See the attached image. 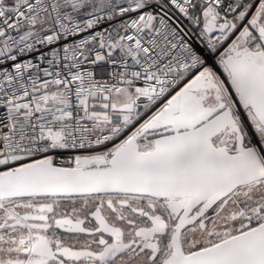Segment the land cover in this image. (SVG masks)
I'll list each match as a JSON object with an SVG mask.
<instances>
[{
  "label": "snow or ice",
  "instance_id": "snow-or-ice-1",
  "mask_svg": "<svg viewBox=\"0 0 264 264\" xmlns=\"http://www.w3.org/2000/svg\"><path fill=\"white\" fill-rule=\"evenodd\" d=\"M0 264H264V0H0Z\"/></svg>",
  "mask_w": 264,
  "mask_h": 264
},
{
  "label": "built area",
  "instance_id": "built-area-1",
  "mask_svg": "<svg viewBox=\"0 0 264 264\" xmlns=\"http://www.w3.org/2000/svg\"><path fill=\"white\" fill-rule=\"evenodd\" d=\"M185 23H187V21H185Z\"/></svg>",
  "mask_w": 264,
  "mask_h": 264
}]
</instances>
